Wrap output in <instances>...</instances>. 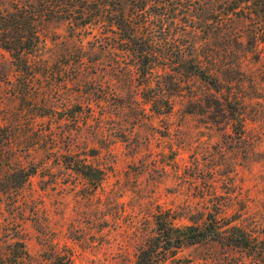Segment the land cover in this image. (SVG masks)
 <instances>
[{
    "label": "rangeland",
    "instance_id": "1",
    "mask_svg": "<svg viewBox=\"0 0 264 264\" xmlns=\"http://www.w3.org/2000/svg\"><path fill=\"white\" fill-rule=\"evenodd\" d=\"M172 1L151 0L136 19L160 51L153 70L105 52L111 31L51 21L41 29L32 89L0 48V124H13L14 136L33 148L16 164L39 167L23 189L0 195L3 255L23 238L29 264L61 263L57 254L74 264H133L156 233L159 211L200 210L214 185L219 197L244 205L250 222L264 224V52L248 44L251 25L235 15L225 27L210 25L207 0H194L190 11ZM192 54L229 70L224 84L244 102L243 140L214 92L184 66ZM77 159L103 171L98 186L70 168ZM239 257L207 243L165 264H237Z\"/></svg>",
    "mask_w": 264,
    "mask_h": 264
},
{
    "label": "trees",
    "instance_id": "2",
    "mask_svg": "<svg viewBox=\"0 0 264 264\" xmlns=\"http://www.w3.org/2000/svg\"><path fill=\"white\" fill-rule=\"evenodd\" d=\"M172 2L175 7H186L190 11L194 0ZM150 3L151 0H0V48L10 54L16 71L24 75L21 83L32 89L36 85L37 69H40L35 57L42 43L41 29L51 21L68 22L74 29L102 31L103 28L107 34L111 31L115 35L114 42L104 47L105 52L118 50L132 56L140 70H153L152 60L160 51L154 43L145 41L142 26L136 20ZM161 4L167 12L171 10L167 1ZM205 4V23L225 27L235 15L239 21L251 25L246 33L248 44L255 51L264 52V0H207ZM238 36L242 38L240 34ZM203 55L192 54L184 59V66L214 92L216 107L235 128L233 132L237 139L243 140L245 107L243 100L224 84V76L229 70L217 66L218 61L206 60ZM149 73L142 75L147 77ZM13 129V124H0V169L7 166L0 171V195L8 198L23 189L39 169L37 164H16L21 158L19 152L27 153L33 148L28 141L15 137ZM70 166L94 186L103 180V171L85 160L77 159ZM209 196L203 199L200 210H188L183 215L171 210L159 211L155 217L156 233L138 250L133 264H165L185 247L207 243L238 253L240 260L237 264H264V224L250 222L244 205L236 208L233 201L219 197L216 185ZM183 220L189 223L179 224ZM29 259L23 238H17L10 245L7 255L0 252V264H29ZM56 259L61 261L58 264H74L66 255L57 254Z\"/></svg>",
    "mask_w": 264,
    "mask_h": 264
}]
</instances>
